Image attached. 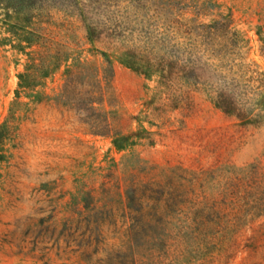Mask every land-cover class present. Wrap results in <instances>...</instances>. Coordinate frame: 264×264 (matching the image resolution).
Returning a JSON list of instances; mask_svg holds the SVG:
<instances>
[{
	"label": "rangeland",
	"instance_id": "374dc122",
	"mask_svg": "<svg viewBox=\"0 0 264 264\" xmlns=\"http://www.w3.org/2000/svg\"><path fill=\"white\" fill-rule=\"evenodd\" d=\"M13 1L0 264H264V0Z\"/></svg>",
	"mask_w": 264,
	"mask_h": 264
},
{
	"label": "trees",
	"instance_id": "16d2710c",
	"mask_svg": "<svg viewBox=\"0 0 264 264\" xmlns=\"http://www.w3.org/2000/svg\"><path fill=\"white\" fill-rule=\"evenodd\" d=\"M5 3H7L8 5L7 6H9V7H13L14 6V1L13 0H0V6H2V5H4ZM215 27V26H214ZM214 27H212V26H209V28L211 29V30H214L215 28Z\"/></svg>",
	"mask_w": 264,
	"mask_h": 264
}]
</instances>
